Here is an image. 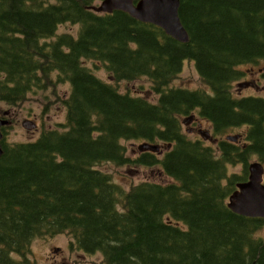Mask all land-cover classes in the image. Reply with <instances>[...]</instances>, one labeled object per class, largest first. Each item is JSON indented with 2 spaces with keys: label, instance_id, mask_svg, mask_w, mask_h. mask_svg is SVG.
Listing matches in <instances>:
<instances>
[{
  "label": "trees",
  "instance_id": "16d2710c",
  "mask_svg": "<svg viewBox=\"0 0 264 264\" xmlns=\"http://www.w3.org/2000/svg\"><path fill=\"white\" fill-rule=\"evenodd\" d=\"M102 1L0 0V102L71 86L61 130L1 142L0 264H34L32 243L62 234L104 264H264V219L228 206L251 162L264 163V98L233 92L241 67L264 63V0H181L187 43L124 11L94 12ZM66 24L79 26L76 37L58 34ZM186 62L206 89L173 87ZM142 78L155 102L120 91ZM194 114L216 147L184 133ZM131 141L158 149L132 158ZM106 163L159 167L170 182L126 191L98 168Z\"/></svg>",
  "mask_w": 264,
  "mask_h": 264
},
{
  "label": "rangeland",
  "instance_id": "374dc122",
  "mask_svg": "<svg viewBox=\"0 0 264 264\" xmlns=\"http://www.w3.org/2000/svg\"><path fill=\"white\" fill-rule=\"evenodd\" d=\"M79 32L78 25L66 24L59 28L58 34L69 33L77 36ZM86 66L93 69L98 77L104 81H111L108 72L101 66L94 67L91 62H85ZM245 77L242 81L237 82L233 86L235 96H258L264 98V78L262 71L264 63L257 67L243 66ZM250 82L247 86L238 87L239 83ZM173 87H184L193 90L206 89L193 62H186L182 73L173 82ZM121 92H129L133 95L146 97L155 102L157 97L151 90V83L147 78L138 79L131 82L119 83ZM71 86L69 83L52 84L50 83L44 91H38L27 97L21 105L9 107L5 103L0 102V119L9 121L10 126L6 128L5 138L10 143H20L27 141H35L41 135L43 130L58 129L61 130L63 124L66 123V108L63 103L69 96ZM195 114L193 115V117ZM189 118L183 119V131L190 139H204L207 145L216 147V142L211 137L212 128L206 121H201L203 125L197 122L188 121ZM38 125V128L35 127ZM243 129L231 132V135L241 134ZM225 137V136H224ZM128 149V155L136 158L141 151V142L131 141L123 142ZM166 150V147H162ZM142 151H145L144 149ZM165 152V151H164ZM160 154H163L160 152ZM257 160H253L256 162ZM264 164V163H263ZM101 171L109 174L113 181L128 191L132 186L143 181H155L169 183L170 179L164 176L159 167L147 168L138 166L117 167L113 164H103L98 167ZM231 171L239 172L240 167L231 169ZM264 236V229L261 232ZM71 237L68 234L57 235L49 238L36 239L32 245L29 259L34 264H104L102 255H88L83 252L72 250L70 247ZM19 260V256L13 255Z\"/></svg>",
  "mask_w": 264,
  "mask_h": 264
},
{
  "label": "water",
  "instance_id": "95a60500",
  "mask_svg": "<svg viewBox=\"0 0 264 264\" xmlns=\"http://www.w3.org/2000/svg\"><path fill=\"white\" fill-rule=\"evenodd\" d=\"M181 0H104L99 7H92L97 13L124 11L135 19L154 24L165 33L181 43L189 42V34L179 15ZM240 86H247L242 84ZM9 122L0 119V141L3 139L1 128ZM227 140L237 141V137L228 136ZM156 151L157 146L144 144L142 150ZM2 149L0 148V156ZM264 166L259 162L249 166L247 182L240 183L230 196L228 206L237 214L264 219Z\"/></svg>",
  "mask_w": 264,
  "mask_h": 264
},
{
  "label": "flooded vegetation",
  "instance_id": "af4514ba",
  "mask_svg": "<svg viewBox=\"0 0 264 264\" xmlns=\"http://www.w3.org/2000/svg\"><path fill=\"white\" fill-rule=\"evenodd\" d=\"M246 82H248V81H246ZM248 83H250V82H248ZM250 84H252V83H250ZM190 121H193L192 124H195L197 122L198 125H203L201 120L198 117H195V116L192 119H190ZM182 125H185L184 122H182ZM37 127H38V125H37Z\"/></svg>",
  "mask_w": 264,
  "mask_h": 264
}]
</instances>
